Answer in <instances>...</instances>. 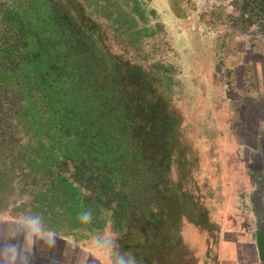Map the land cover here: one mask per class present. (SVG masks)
<instances>
[{
  "label": "rangeland",
  "instance_id": "rangeland-1",
  "mask_svg": "<svg viewBox=\"0 0 264 264\" xmlns=\"http://www.w3.org/2000/svg\"><path fill=\"white\" fill-rule=\"evenodd\" d=\"M58 2L74 15L81 34H86V49L109 54L117 61L109 75L118 63L122 64L118 84L124 85L125 94L139 92L135 85L137 76L132 77L128 67L131 73L132 67L142 69L145 81L153 89V93H143L156 105L153 116L160 120L164 117L162 121L169 124L159 123L157 133L167 126L175 128L177 138L170 157L172 174L162 171L160 176L148 180L162 181L165 189L169 187L170 175L175 181H184L185 189L193 194L187 202L189 212H185L190 222L202 218L201 203L204 205L205 200L216 206L213 209L221 207L216 212L223 216L219 227L226 224L233 230L236 226L257 246L255 255L251 248L246 249L243 262L257 264L254 261L258 260V264H264V130L259 128L264 121V0ZM24 6L22 0H0V206L13 195L27 194L33 210L43 211L49 225L62 235L87 238L107 231L120 245L126 243V250L136 247L140 255L155 258V230L144 224L143 214L149 211L146 206L125 204V219L118 212L102 209V201L114 194L97 188L89 192L87 183L79 181L82 167L76 165L75 157L64 159L68 166L58 184V170L43 172L44 144H51L46 151L52 148L54 162L50 165L62 163L61 152L67 147L72 150L79 140L75 137L78 124L92 117L83 90L74 101L68 99L69 104L52 99L53 94L61 98L63 90L76 83L70 70L51 65L54 56L61 65L58 46L46 57L48 61L28 62L25 49L39 45L38 39L44 38L45 42L51 36L55 43L59 37L50 27L44 36L35 35L36 39L33 33L29 34L30 28L44 25L38 24L43 18L36 14H32L29 23L24 22L28 35L19 30L12 19L17 18V11H21L20 18L25 15ZM18 60L32 66L20 69ZM110 79L113 76L99 85L101 90ZM163 106L174 118L167 117ZM153 144L160 146L161 138ZM102 146L100 142L96 146L90 144L88 149L84 145L88 150L84 156L92 161ZM149 158L154 164L150 171H154L158 168L156 157ZM175 158H179L181 170L174 167ZM130 162L127 167L134 177L132 181L141 184L148 172L139 170L135 161ZM83 179L87 181L86 177ZM147 190L143 191L146 201L151 196L156 201L161 199L158 191ZM97 200H102L101 206H94ZM116 205L115 201L112 207L115 209ZM89 209L93 212L92 223L81 225L78 214ZM209 214L201 220L207 225L202 234H197L198 241L204 239L205 232L209 238L217 234L218 227L212 226L214 218ZM119 218H123V228L117 230L121 225ZM107 223H111V228L101 229ZM166 231L162 226L160 232ZM52 251L57 252V248Z\"/></svg>",
  "mask_w": 264,
  "mask_h": 264
},
{
  "label": "trees",
  "instance_id": "trees-1",
  "mask_svg": "<svg viewBox=\"0 0 264 264\" xmlns=\"http://www.w3.org/2000/svg\"><path fill=\"white\" fill-rule=\"evenodd\" d=\"M23 2L25 5L23 9L26 11L25 15L20 18L21 11H17V13H15V17L17 18L12 19L19 30L25 35L33 33L36 39L35 35H43L50 27L51 31H55L59 37L58 42L55 43H53V38L51 36L48 37V39H50L48 42V39L45 42H43L44 38L38 39L39 45H36L32 49H25L24 54L28 62H31L33 59L48 61L46 57H49L54 47L58 46L57 55L60 57L61 65L58 64L56 56L53 57L51 65L63 67V69L67 71L70 70L76 77V83H74L72 88L69 87V89H64L61 98L53 94L52 99L56 100L55 102L69 104L68 99L74 101L83 90L85 101H87V111L90 112L92 117L90 121L91 123L93 121L92 126H86L85 128H83L82 125L85 126L86 123L90 124L89 120H81L79 124L78 121H75V123L78 124L75 137H79V140L75 141L76 143L72 150L67 147V150L61 152L64 156V158L60 160L62 163L50 165L54 162L52 151L50 152L52 148L49 152L46 151L51 144H44L45 151H43L42 157L45 166L42 168L43 172L46 170L50 172L58 170L55 177L58 184L64 177V167L68 166L64 159L69 160L75 157L76 165L80 168L82 167L80 172L81 180L79 179V181L87 183L89 192L95 191L97 188V191L101 189L102 193L105 190V192L108 193L112 191V194H114L107 200H97L96 203H93L94 206L98 203L101 206L102 201V209L107 208L113 210L115 213L118 212L117 214L122 215L124 219L125 215L128 213L125 204L132 202V206H146L149 211L143 214L146 218L144 224L147 228L155 230L152 238L154 241L153 243L161 241L162 248H164L163 244L169 243L168 240H166L169 234L173 235L170 233L169 224L180 223V216L182 215L185 203H190L189 200L193 199V194L185 189L184 181L183 184L181 181H175L172 175L168 178L169 187L166 189L162 181L155 183L148 180V177L160 176L162 171H164L163 174L167 172L172 174L173 164L170 157H173L171 152L177 137L175 128H170V126H167V129L162 133H157L156 129L159 123L163 122L162 124L164 126L169 124L166 121H162L164 117H161L160 120V118L156 119L153 116L156 105L152 100H149L145 94L143 95L147 90H151L153 93L152 87L145 81V73L138 67H132L131 73L128 67L130 75L132 77L137 76L135 85L139 92L134 91L131 95L125 94L123 92L124 85L119 86L118 84V80L121 78L118 71L122 68V64L118 63L117 67L113 69L112 75H109V72L117 61L111 58L109 54H105V56L103 54H98L97 51L86 49V34H81V27L78 25L74 15L59 3L58 0H22V3ZM36 9L40 11H35ZM32 14L42 17V22L38 24L44 25L34 26L26 33L24 22L26 24L29 23L33 17ZM17 63L20 69L24 70H28V68L32 66L31 63L21 62L20 60H18ZM6 69L7 68H5V70ZM112 76L114 79H112V81L110 79V83L107 82V85H104L101 90L99 85ZM112 82L113 87L110 89L109 85H111ZM83 87L86 89H83ZM117 90H119V92H117ZM151 95L152 94H149V96ZM143 98L146 101H142ZM163 107L164 110H168V107ZM47 111L51 113L52 110L47 109ZM166 114H168L167 117L170 116L174 118L168 111ZM68 125L69 127L72 126L71 124ZM80 126L83 129H80ZM94 128H96L95 132H93ZM69 130L73 131V127ZM82 137L83 141L81 140ZM158 138H161L160 146L158 144H153V141L157 142ZM96 142H100L103 146L101 147V151L92 157V161L94 160V162H92L88 157H85L84 154L88 151L89 145L93 144L96 146ZM84 145L87 146V149L84 148ZM153 155L156 157L158 168L154 171H150L151 168L154 167V164L151 165L149 156ZM54 156L57 158L58 154L56 153ZM131 160L140 165L139 170L143 169L151 174L148 175L147 173V175H143L141 184L132 181L134 177H132L130 169L127 167L131 164ZM175 163L174 167L181 170L182 164L179 158H175ZM82 176L83 178L86 177L87 181H85ZM178 187H180V189ZM116 188L118 190H116ZM147 189L153 192L158 191L159 198L161 197V199L156 201V199H154L155 197L151 196L148 198V201H146L143 191L147 193ZM115 201L117 205L114 209L112 204H114ZM205 216L206 215H203L204 219L206 218ZM119 219L118 224H121L123 218ZM114 220L117 223V216ZM162 226H165L166 232H160ZM121 228H123L122 224L117 230ZM157 231L158 233L156 235L155 233ZM156 246L158 245L156 244Z\"/></svg>",
  "mask_w": 264,
  "mask_h": 264
},
{
  "label": "clouds",
  "instance_id": "clouds-1",
  "mask_svg": "<svg viewBox=\"0 0 264 264\" xmlns=\"http://www.w3.org/2000/svg\"><path fill=\"white\" fill-rule=\"evenodd\" d=\"M259 128L264 130V121ZM11 217L7 219L6 217ZM81 225L91 224V209L77 217ZM57 238H67L49 225L43 211H34L31 197L15 195L0 206V264H31L37 245L40 252L53 249ZM72 255L64 253L66 264H140L131 250H123L118 239L107 231L95 232L87 239L85 248L72 244ZM51 264H60L51 260Z\"/></svg>",
  "mask_w": 264,
  "mask_h": 264
},
{
  "label": "crops",
  "instance_id": "crops-1",
  "mask_svg": "<svg viewBox=\"0 0 264 264\" xmlns=\"http://www.w3.org/2000/svg\"><path fill=\"white\" fill-rule=\"evenodd\" d=\"M201 204L200 217L204 218L203 215L207 216L209 213L212 214L211 216L214 218L212 226L218 227L216 236L209 238V235L205 232L204 239L198 241L197 234H202L201 231L207 224L201 222L202 218L198 222H190L188 220L189 218L185 214L186 211L187 213L189 212V209H186V202L182 215L180 216V219H182L180 223H170L168 226L170 233L173 234H169L166 239L169 243L163 244L164 248H162L161 241L156 242L158 246L155 244V250L157 252L155 258L149 259L148 257L140 255L139 251L136 252V247L131 249L138 261H140V264H245L243 260L246 261V249L251 248L253 255L256 254L258 250L256 248L257 246L254 241L247 238L246 232H240V229H236V226L231 230L229 226L226 227V224L223 228L219 227L221 226V217L223 218V216H218L216 212H219L221 207L217 205L219 211L213 209L216 206H213L211 202H206V200L204 205L203 203ZM211 209L213 210L211 211ZM182 217L186 218L189 222ZM109 228H111V223L103 225L101 229L106 230ZM63 236L67 238L68 244L66 241L57 238L55 245L57 252L51 249L45 253H41L40 245L38 244L31 264H51V260L53 259L59 261L60 264H66L64 253L68 256L72 255L73 243L78 244L79 248H85L88 239V237L72 238L68 237V235ZM120 246L123 250H126V243ZM254 262L258 264V260ZM249 264L254 263L249 262Z\"/></svg>",
  "mask_w": 264,
  "mask_h": 264
}]
</instances>
